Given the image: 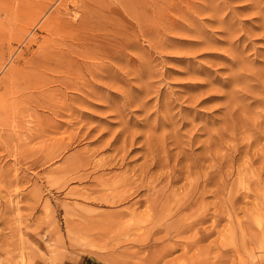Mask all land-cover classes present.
Segmentation results:
<instances>
[{
	"label": "rangeland",
	"instance_id": "1",
	"mask_svg": "<svg viewBox=\"0 0 264 264\" xmlns=\"http://www.w3.org/2000/svg\"><path fill=\"white\" fill-rule=\"evenodd\" d=\"M263 81L264 0H0V264H264Z\"/></svg>",
	"mask_w": 264,
	"mask_h": 264
},
{
	"label": "bare ground",
	"instance_id": "2",
	"mask_svg": "<svg viewBox=\"0 0 264 264\" xmlns=\"http://www.w3.org/2000/svg\"><path fill=\"white\" fill-rule=\"evenodd\" d=\"M188 1H189V0H188ZM209 1H211V0H209ZM213 1H214V0H213ZM205 2H206V1H205ZM217 2H218V1H217ZM187 4H188V3H187ZM192 4H194V3H192ZM192 4H191V6H192ZM200 4H201V3H200ZM205 4H208V3H205ZM172 5H173V4H172ZM196 5H197V4H196ZM196 5H195V6H196ZM215 5H216V4H215ZM170 6H171V5H170ZM188 6H189V5H188ZM191 6H190V7H191ZM200 6H202V5H200ZM211 6H212V4H211ZM126 7H127V6H126ZM146 7H147V6H146ZM192 7H193V6H192ZM203 7H204V6H203ZM203 7H202V8H203ZM206 7L209 8V6H206ZM215 7H216V6H215ZM152 8H153V7H152ZM173 8H175V7H173ZM197 8H199V7H197ZM208 8H207V9H208ZM216 8H217V7H216ZM143 9H144V8H143ZM146 9H148V8H146ZM149 9H150V8H149ZM156 9H157V8H156ZM156 9H154V10H156ZM159 9H160V8H159ZM178 9H179V8H178ZM182 9H183V8H182ZM124 10H125V9H124ZM151 10H152V9H151ZM160 10H161V9H160ZM166 10H168V9H166ZM166 10H165V11H166ZM169 10H170V9H169ZM190 10H191V9H190ZM190 10H189V11H190ZM194 10H195V9H194ZM200 10H201V8H200ZM200 10L198 9V12H200ZM202 10H203V9H202ZM215 10H216V9H215ZM158 11H159V10H158ZM170 11H173V9L170 10ZM170 11H169V13H170ZM116 12H117V11H116ZM151 12H152V11H151ZM154 12H155V11H154ZM184 12H185V11H184ZM187 12H188V11H187ZM195 12H197V10H196ZM215 12H216V11H215ZM85 13H86V12H85ZM147 13H148V12H147ZM158 13H159V12H158ZM160 13H161V12H160ZM162 13H163V9H162ZM164 13H165V12H164ZM164 13H163V14H164ZM176 13H177V12H176ZM178 13H179V12H178ZM189 13H190V12H189ZM137 14H138V13H137ZM148 14H149V13H148ZM151 14H152V13H151ZM155 14H157V13H155ZM166 14H167V13H166ZM185 14H186V13H185ZM132 15H133V14H132ZM135 15H136V14H135ZM157 15H158V14H157ZM186 15H187V14H186ZM81 16H82V15H81ZM160 16H162V14H161ZM183 16H184V15H183ZM188 16H189V14H188ZM148 17H149V19H150V16H148ZM154 17H155V16H154ZM166 17H167V15H166ZM166 17H165V18H166ZM223 17H224V16H223ZM88 18H89V16H88ZM90 18H92V17H90ZM136 18H137V15H136ZM162 18H163V17H162ZM221 18H222V17H221ZM79 19H80V18H79ZM81 19H83V17H82ZM163 19H164V18H163ZM166 19H167V18H166ZM168 19H169V18H168ZM186 19H187V18H186ZM222 19H223V18H222ZM91 20H93V19H91ZM107 21H108V20H107ZM155 21H156V20H155ZM76 22H78V21H76ZM84 22H85V21H84ZM105 22H106V21H105ZM108 22H109V21H108ZM161 22H162V21H161ZM165 22H166V21H165ZM170 22H171V20H170ZM219 22H220V19H219ZM147 23H148V22H147ZM173 23H174V22H173ZM148 24H149V23H148ZM148 24H146V27L148 26ZM154 24H155V23H154ZM157 24H158V23H157ZM164 24H165V23H164ZM102 25L104 26V24H102ZM119 25H121V24H119ZM168 25H170V24H168ZM173 25H174V24H173ZM74 26H77V25H74ZM98 26H99V25H98ZM103 26H102V27H103ZM121 26H122V25H121ZM151 26H152V25H151ZM155 26H156V25H155ZM171 26H172V25H171ZM166 27H167V26H166ZM97 28H98V27H97ZM106 28H107V27H106ZM149 28L152 29L151 27H149ZM167 28H168V27H167ZM174 28H175V26H174ZM108 29H109V28H108ZM121 29H122V28H121ZM150 29H149V30H150ZM97 30H98V29H97ZM109 31H110V30H109ZM229 31H230V30H229ZM94 32H95V31H94ZM231 33H232V32H231ZM96 34H97V33H96ZM107 35H109V34H107ZM113 36H114V35H113ZM237 37H238V36H237ZM66 38H67V37H66ZM232 38H233V37H232ZM95 39H96V38H95ZM108 39H109V38H108ZM83 40H84V39H83ZM86 40H87V39H86ZM98 40H99V39H98ZM115 40H116V39H115ZM73 41H74V40H73ZM78 41H79V40H78ZM88 41H89V40H88ZM88 41H87V42H88ZM118 41H121V40H118ZM79 42L81 43V40H80ZM108 42H109V41H108ZM85 43H86V42H85ZM89 43H90V41H89ZM89 43H86V44H89ZM100 43H101V41L99 42V44H100ZM122 43H123V42H122ZM86 44H85V45H86ZM92 44H94V43H92ZM107 44H108V43H107ZM89 45H90V44H89ZM89 45H88V47H90ZM102 45H103V43H102ZM83 46H84V45H83ZM98 46H99V45H98ZM107 46H108V45H107ZM85 47H86V46H85ZM92 47H93V45H92ZM100 47H102V46L100 45ZM104 48H105V45H104ZM88 49H89V48H88ZM88 49H87V50H88ZM90 49H91V48H90ZM90 49H89V50H90ZM92 50H93V48H92ZM94 50H96L95 47H94ZM98 50H99V49H98ZM106 51H107V50H106ZM88 52H89V51H88ZM93 52H94V51H93ZM89 56H90V55H89ZM83 62H84V61H83ZM86 63H88V62H86ZM83 64H84V63H83ZM95 64H96V63H95ZM94 66H95V65H94ZM94 66H93V67H94ZM96 66H97V65H96ZM239 66H240V65H239ZM84 67H85V66H84ZM87 67H88V66H87ZM108 68H109V67H108ZM108 68H107V70H108ZM260 72H261V71H260ZM257 73H258V72H257ZM232 74H233V73H232ZM40 75H41V74H40ZM41 76H42V75H41ZM43 76H44V75H43ZM248 76H249V75H248ZM254 76H255V74H254ZM246 78H247V77H246ZM44 79H47V76H45ZM237 79H240V78H237ZM39 80H40V79H39ZM232 80H233V79H232ZM58 81L60 82V80H58ZM237 81H238V80H237ZM241 81H242V80H241ZM248 81H249V80H248ZM259 81H260V80H259ZM263 82H264V81H263ZM60 83H61V82H60ZM230 83H231V82H230ZM233 83H234V82H233ZM255 83H256V82H255ZM62 84H63V83H62ZM259 84H260V83H259ZM250 85H253V84H250ZM44 86H45V85H44ZM250 88H252V87H250ZM238 94H239V92H238ZM46 95H47V94H46ZM49 98H50V97H49ZM261 100H262V99H261ZM261 100H260V101H261ZM47 101H48V100H47ZM49 101H50V100H49ZM262 101H263V100H262ZM45 102H46V101H45ZM42 103H43V102H42ZM230 103H231V102H230ZM44 105H45V104H44ZM226 107H227V106H226ZM229 111H230V109H229ZM171 117H172V116H171ZM228 123H229V122H228ZM228 123H227V124H228ZM225 126H226V125H225ZM203 146H204V145H203ZM257 146H258V145H257ZM151 149H152V148H151ZM192 151H193V150H192ZM154 152H155V150H154ZM151 155H152V154H151ZM153 155H154V154H153ZM153 158H154V157H153ZM146 159H147V158H146ZM155 159H156V157H155ZM176 159H177V158H176ZM178 159H179V158H178ZM150 160H151V159H150ZM155 162H156V161H155ZM174 162H176V161H174ZM150 163H151V162H150ZM176 163H177V162H176ZM152 165H153V164H152ZM177 165H178V164H177ZM81 166L84 167V165H81ZM154 166H155V165H154ZM202 166H203V165H202ZM147 167H148V166H147ZM142 168H143V167H142ZM148 169H149V168H148ZM148 169H147V170H148ZM262 170H263V169H262ZM206 176H207V174H206ZM140 177H141V176H140ZM204 177H205V176H204ZM208 177H209V176H208ZM141 180H142V179H141ZM141 180H140V181H141ZM130 181H131V180H130ZM150 183H151V182H150ZM103 184L105 185V183H103ZM123 184H124V183H123ZM126 184H127V183H126ZM142 184H143V182H141V185H142ZM171 184H172V183H171ZM106 185H107V183H106ZM142 186H143V185H142ZM145 186H147V185H145ZM148 186H149V184H148ZM148 186H147V187H148ZM125 187H126V186L123 187V190H124ZM136 187H137V186H136ZM126 188H127V187H126ZM126 188H125V189H126ZM138 188H139V187H138ZM150 189H151V187H150ZM220 189H221V188H220ZM140 190H141V189H140ZM129 191H130V190H129ZM120 193H121V194H120ZM120 193H119V194L122 196V194L124 195L125 192H124V193L120 192ZM127 193H128V192H127ZM72 194H73V193H72ZM84 194H85V193H84ZM116 194H118V192H117ZM116 194H115V193H112V194H110V195L107 194V196H103L104 194H101L103 197H101V196H99V197H100L101 199H103L105 202H107V203H109V204L111 205V204H114V202H115L116 200H117V202L120 200V195H118L117 197H115ZM125 194H126V193H125ZM131 194H132V193H131ZM82 196H83V195H82ZM87 196H88V195H87ZM87 196H86V197H87ZM70 197H71V196H70ZM122 197H124V196H122ZM83 198H84V199H88V197L85 198V196H84ZM127 198L129 199V197H127ZM84 199H83V201H86V200H84ZM91 199H92V198H91ZM124 199H125V197L123 198V200H124ZM121 200H122V199H121ZM121 200H120V201H121ZM123 200H122V201H123ZM126 200H127V199H126ZM104 201H103V202H104ZM120 201H119V202H120ZM117 202H116V203H117ZM175 202H176V200L173 201V203H175ZM101 203H102V201H101ZM146 203H147V202H146ZM189 203H190V202H189ZM156 204H157V202H156ZM105 205H106V204H105ZM192 205H193V204H192ZM149 208H150V207H148V209H149ZM66 209L69 210V208H66ZM131 210H132V208H131ZM131 210H130V208H129V211H130V212H131ZM134 211H136V210L134 209ZM151 211H152V210H151ZM159 211H160V210H159ZM148 212H149V211H148ZM166 212H167V211H166ZM120 213H121V212H120ZM132 213H133V212H132ZM118 214H119V213H118ZM128 214H129V213H128ZM130 214H131V213H130ZM131 215H132V214H131ZM146 215H147V214H146ZM146 215H145V216H146ZM123 216H124V214H123ZM140 216H141V214H140ZM145 216H144V217H145ZM134 217H135V215H134ZM159 217H160V216H159ZM205 217H206V216H205ZM138 218H140V217H136L135 219L138 220ZM133 219H134V218H133ZM133 219H132V223H133ZM204 219H205V218H204ZM102 220H103V219H102ZM139 220H140V219H139ZM135 221H136V220H135ZM129 222H130V221H129ZM136 223H138V222L136 221ZM148 223L150 224V222H148ZM160 223H161V222H160ZM160 223H159V224H160ZM128 224H130V223H128ZM149 224H148V225H149ZM152 224H153V223H152ZM126 225H127V224H126ZM126 225H125V226H126ZM150 225H151V224H150ZM72 226H73V225H71V227H72ZM101 226H102V225H101ZM139 226H140V225H139ZM75 227H76V226H74V228H75ZM82 227H83V226H82ZM133 227H134V226H133ZM133 227H132V228H133ZM152 227H153V226H152ZM172 227L177 228V229H182V228L184 229V225H183V224L172 225ZM76 228H77V227H76ZM140 228H141V227H140ZM144 228H145V227H144ZM141 229L143 230V228H141ZM159 229H160V228H159ZM128 230H129V229H128ZM139 230H140V229H139ZM136 231H137V227H136ZM157 231H158V230H157ZM162 231H163V230H162ZM139 232H140V231H139ZM160 232H161V231H160ZM156 233H157V232H156ZM258 234H259V232H258ZM258 234H257V236H259ZM263 234H264V231H263ZM252 239H253V238H252ZM257 239H258V238H257ZM152 240H153V239H152ZM254 240H255V239H254ZM153 241H154V240H153ZM197 241H198V239H197ZM237 241H238V240H237ZM143 242L145 243V240H144ZM144 243H143V244H144ZM167 243H168V242H167ZM228 243H229V242H228ZM247 243H249V242H247ZM131 244H132V243H131ZM139 244H140V243H139ZM147 244H148V243H147ZM230 244H231V243H230ZM144 245H145V244H144ZM164 245H165V244H164ZM168 245H169V244H168ZM142 247H143V246H142ZM246 248H248V247H246ZM239 256H240V255H239ZM152 261H153V260H152Z\"/></svg>",
	"mask_w": 264,
	"mask_h": 264
}]
</instances>
